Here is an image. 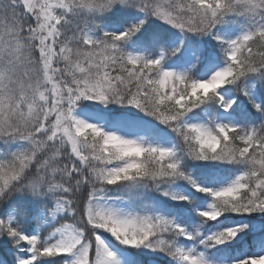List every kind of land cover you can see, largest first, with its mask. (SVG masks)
I'll list each match as a JSON object with an SVG mask.
<instances>
[{
	"label": "snow or ice",
	"instance_id": "obj_1",
	"mask_svg": "<svg viewBox=\"0 0 264 264\" xmlns=\"http://www.w3.org/2000/svg\"><path fill=\"white\" fill-rule=\"evenodd\" d=\"M0 264H264V0H0Z\"/></svg>",
	"mask_w": 264,
	"mask_h": 264
}]
</instances>
